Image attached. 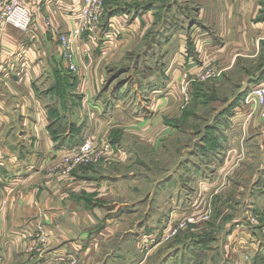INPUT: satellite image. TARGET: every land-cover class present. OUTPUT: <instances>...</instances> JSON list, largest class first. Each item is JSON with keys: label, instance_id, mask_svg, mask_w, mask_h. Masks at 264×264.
Wrapping results in <instances>:
<instances>
[{"label": "crops", "instance_id": "1", "mask_svg": "<svg viewBox=\"0 0 264 264\" xmlns=\"http://www.w3.org/2000/svg\"><path fill=\"white\" fill-rule=\"evenodd\" d=\"M78 1L23 0L32 15L29 30L7 26L0 31V264H143L148 256L157 254L159 248L150 243L143 259L135 262L141 254L142 238H123L129 232L135 234L139 221L135 205L141 199L135 186L139 174L127 170L141 158L127 142L143 145L140 130L144 125L150 127L149 143L155 148L164 144L163 139L174 138L173 129L162 122L178 116L175 100L182 102L184 98L167 91L180 75L181 60L189 66L197 57L202 65L222 67L228 62L233 68L264 50V20L257 21L264 0H199L194 16L181 13L182 30L171 42L177 44L179 53L168 63L166 90L150 93L148 109L153 114L148 119L141 114L130 118L125 107L110 110L101 106L96 96L103 86V67L116 50L119 54L123 51V32L127 29L139 36L145 28L153 27L152 17L137 14L128 25L131 14L126 18L107 16L105 32L96 42L83 36L76 48L80 77L67 70L58 42L59 35L74 26ZM112 1L120 0H106V12ZM191 20L198 27H189ZM106 32L111 37H106ZM188 48L197 49L199 54L194 51L185 59L180 53ZM226 51L232 56L222 57ZM260 67L259 76L245 71L232 100L226 102V107L234 105L225 130L235 133L229 135V149L215 165L214 176L230 184L232 177L243 172L239 164L246 159L242 177L250 179L251 186L246 187L248 214L244 219L248 222L251 215L256 216L254 223L263 227L264 119L258 110L237 112L241 96L264 85V64ZM198 69L189 70V81L194 78L191 75H199ZM241 133L247 135L245 146ZM84 137L101 153L98 162L72 165L65 173V160L72 164ZM156 189L148 193L154 195L153 200L159 193ZM236 189L231 191L239 200L242 195ZM221 217L226 220V216ZM40 235L47 238H38ZM192 239L178 240L169 254L172 264L195 261L191 252L185 255ZM198 239L204 240L203 245L194 246L195 252H203V264H223L226 260L256 264L249 258L263 248L255 238ZM182 257L186 261L180 262Z\"/></svg>", "mask_w": 264, "mask_h": 264}, {"label": "rangeland", "instance_id": "2", "mask_svg": "<svg viewBox=\"0 0 264 264\" xmlns=\"http://www.w3.org/2000/svg\"><path fill=\"white\" fill-rule=\"evenodd\" d=\"M105 1L102 4V26H105L103 23L107 16L112 18L122 15L126 18L131 14L127 21L130 25L137 14L149 13L153 27L145 28L146 30H143L139 36L133 35V32L128 33L127 29L123 32L124 36L120 42L123 51L119 54V50H116L111 59L106 61L110 63L103 67L105 77L96 99L101 106L110 110L125 107L124 111H128L127 115L130 118L141 114L148 119L153 114L148 109L150 93L159 92L164 88L166 90L169 84L168 63L172 57L177 58L179 53L177 44L171 42L176 37L177 31L182 30L181 13L186 12V15L194 16L199 11V0L112 1L107 8L108 12L105 11ZM259 14L257 21L264 20V3ZM195 26L198 27L193 26L191 20L189 27L194 29ZM103 31H99V35ZM112 37L114 38L113 34ZM188 40L192 46L194 43L191 38ZM202 46L205 48L204 45ZM194 51L197 54V49ZM194 51L188 48L180 55L187 59L188 56L192 57L193 53L195 54ZM201 52L203 53L202 50ZM230 54L232 56L231 52L226 51L222 57ZM196 60V63L191 60L189 66L184 64V60L180 61L178 66L181 69L180 75L171 85L172 88L169 87L167 90L175 96L179 94L180 97H184L182 102L175 100L178 116L168 122L163 119L162 122L163 126L167 125L173 129L174 138L163 139L164 144L155 148L149 143L150 137L147 132L150 127L144 125L140 130L144 144L135 146L127 142L141 158L127 169L139 174L135 186H138L137 191L141 193V199L140 203L135 205L139 214L136 217L139 221L134 228L135 234H132V231L123 238H142L141 254H138L139 257H136L135 262L143 259L150 243L159 248L157 254L148 256L143 264L167 262L172 264L169 254H173L174 246L182 238H195L190 241L192 243L187 248L191 246V249H187L185 254L191 252L195 255L196 259L192 264H203L206 261L205 258L203 259L202 251L195 252L197 250L195 247H199L197 244L203 245L204 242L203 239L198 238H255V243L262 244V252L260 255L253 251L254 257H250L249 260L252 263L264 264V226L258 227L254 223L256 216L251 215L248 222L244 219V215L248 214V211H245L247 205L244 200L246 187L251 186L249 185L251 180L242 177L246 170V159L241 165L239 164L243 172L232 177V180H229L230 184H227L228 180L214 176L215 165H218L221 155L229 149V135L235 133L225 130L230 120L229 116L222 117L223 109L226 107V102L232 100L235 95L236 84L246 74V70L251 71L253 75H261L260 66L264 64V50L253 55L246 64L233 68L229 67L228 62L222 68L221 65L214 63L202 65L197 57ZM177 63L176 60L174 68ZM199 67L198 70H201L199 75H191L194 78L189 81L187 79L190 76L189 70ZM250 93L251 90L242 98L240 106L245 105L244 99ZM220 99L224 101L220 102ZM251 110L252 112L258 110V116L264 119L259 105L256 104ZM240 138L243 139L245 146L247 135L241 133ZM73 160L71 165L68 159L65 160L67 164L65 173L72 169V165L84 163L77 161L76 158ZM28 168L32 170V167ZM224 181L223 189L221 186ZM155 188L159 193L153 200L154 195L148 193L152 190L155 192ZM233 188L240 190L239 195L241 193L242 197L239 200L234 198L231 191ZM216 193L222 196L215 195ZM228 207H232L233 211L230 212ZM222 215L226 216V220H221ZM38 238H47V235H40ZM184 260L186 261V258L182 257L179 261ZM227 261H223V264ZM174 262L176 264V261ZM232 262L228 261V264H235Z\"/></svg>", "mask_w": 264, "mask_h": 264}, {"label": "built area", "instance_id": "3", "mask_svg": "<svg viewBox=\"0 0 264 264\" xmlns=\"http://www.w3.org/2000/svg\"><path fill=\"white\" fill-rule=\"evenodd\" d=\"M104 0H79L76 5V15L73 19V28L66 33H61L58 38L60 57L66 64L67 70L77 76H82V70L77 65L78 44L83 36L90 41L96 42L99 31L103 29L101 23L102 4ZM32 23V15L23 0H0V31L5 27H11L21 32L29 30ZM106 37H111L109 33ZM85 54V52H83ZM244 106L238 108V113L252 112L251 108L259 105L264 117V85L257 86L244 99ZM241 108L243 110H241ZM77 161L97 163L100 152L95 151L90 138L84 137L82 144L77 148Z\"/></svg>", "mask_w": 264, "mask_h": 264}, {"label": "trees", "instance_id": "4", "mask_svg": "<svg viewBox=\"0 0 264 264\" xmlns=\"http://www.w3.org/2000/svg\"><path fill=\"white\" fill-rule=\"evenodd\" d=\"M246 94H243L241 97L243 98ZM233 105L234 104H231L229 105L228 107H226L222 113V117H226V116H230L231 115V112L233 111ZM61 143H63V141H60Z\"/></svg>", "mask_w": 264, "mask_h": 264}]
</instances>
